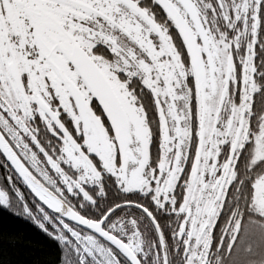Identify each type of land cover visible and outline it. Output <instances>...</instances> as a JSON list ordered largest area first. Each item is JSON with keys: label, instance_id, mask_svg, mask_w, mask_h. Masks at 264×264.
Listing matches in <instances>:
<instances>
[{"label": "snow or ice", "instance_id": "6c2138e0", "mask_svg": "<svg viewBox=\"0 0 264 264\" xmlns=\"http://www.w3.org/2000/svg\"><path fill=\"white\" fill-rule=\"evenodd\" d=\"M0 157L52 264H210L264 217V0H0Z\"/></svg>", "mask_w": 264, "mask_h": 264}, {"label": "trees", "instance_id": "16d2710c", "mask_svg": "<svg viewBox=\"0 0 264 264\" xmlns=\"http://www.w3.org/2000/svg\"><path fill=\"white\" fill-rule=\"evenodd\" d=\"M232 208L239 210V228L229 244V236L219 232L217 226L211 248V254L219 257L216 264H264L263 219L245 208L243 200L229 201L226 216L231 215ZM55 256V246L42 230L0 209V264H52Z\"/></svg>", "mask_w": 264, "mask_h": 264}, {"label": "flooded vegetation", "instance_id": "af4514ba", "mask_svg": "<svg viewBox=\"0 0 264 264\" xmlns=\"http://www.w3.org/2000/svg\"><path fill=\"white\" fill-rule=\"evenodd\" d=\"M38 151V150H37ZM41 156H42V154H40ZM189 167V169H190V165L188 166ZM181 183H183V181H181ZM181 199H182V196H181ZM258 218H261V219H263V221H264V217H260V216H258ZM226 238L227 237H224V243H225V241H226ZM216 256H215V254H211V251H210V264H216V262H217V260L219 259V257L218 258H215Z\"/></svg>", "mask_w": 264, "mask_h": 264}, {"label": "water", "instance_id": "95a60500", "mask_svg": "<svg viewBox=\"0 0 264 264\" xmlns=\"http://www.w3.org/2000/svg\"><path fill=\"white\" fill-rule=\"evenodd\" d=\"M46 207V206H45Z\"/></svg>", "mask_w": 264, "mask_h": 264}]
</instances>
